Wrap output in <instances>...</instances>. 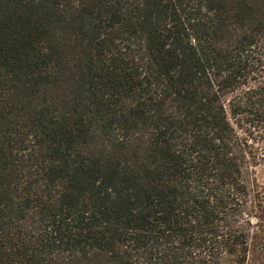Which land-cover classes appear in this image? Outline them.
<instances>
[{
    "label": "trees",
    "instance_id": "16d2710c",
    "mask_svg": "<svg viewBox=\"0 0 264 264\" xmlns=\"http://www.w3.org/2000/svg\"><path fill=\"white\" fill-rule=\"evenodd\" d=\"M264 0H0V264H264Z\"/></svg>",
    "mask_w": 264,
    "mask_h": 264
},
{
    "label": "rangeland",
    "instance_id": "374dc122",
    "mask_svg": "<svg viewBox=\"0 0 264 264\" xmlns=\"http://www.w3.org/2000/svg\"><path fill=\"white\" fill-rule=\"evenodd\" d=\"M260 153H261V157H264V141L260 143ZM256 178L258 180V182L262 185H264V161L257 166L256 168Z\"/></svg>",
    "mask_w": 264,
    "mask_h": 264
}]
</instances>
